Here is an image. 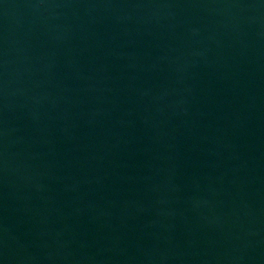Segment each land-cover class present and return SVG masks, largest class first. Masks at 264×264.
<instances>
[{
  "label": "water",
  "instance_id": "1",
  "mask_svg": "<svg viewBox=\"0 0 264 264\" xmlns=\"http://www.w3.org/2000/svg\"><path fill=\"white\" fill-rule=\"evenodd\" d=\"M0 264H264V0H0Z\"/></svg>",
  "mask_w": 264,
  "mask_h": 264
}]
</instances>
